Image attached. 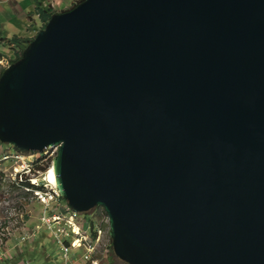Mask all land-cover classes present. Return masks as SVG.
<instances>
[{"label": "water", "instance_id": "obj_1", "mask_svg": "<svg viewBox=\"0 0 264 264\" xmlns=\"http://www.w3.org/2000/svg\"><path fill=\"white\" fill-rule=\"evenodd\" d=\"M0 141L58 149L129 264H264V0H83L0 76Z\"/></svg>", "mask_w": 264, "mask_h": 264}, {"label": "rangeland", "instance_id": "obj_2", "mask_svg": "<svg viewBox=\"0 0 264 264\" xmlns=\"http://www.w3.org/2000/svg\"><path fill=\"white\" fill-rule=\"evenodd\" d=\"M77 2L79 0H74L69 5L63 2L55 10L59 13L64 12ZM42 26L43 22L39 16L36 17L23 32L22 37L35 38ZM18 50L20 47L8 42H0V58L4 60L2 64L0 63V71L12 64ZM0 146H2L0 147V264H17L18 261L22 262V259L27 261L25 264H91L81 257L85 253V248L70 250V259L67 260L60 244L56 241L58 227L65 228L70 234L72 228L76 232L75 227H78L74 220L71 223H75V226L68 223L73 215L67 201L60 198L46 206L37 198L35 192L28 191L21 185L25 177L30 175L35 176L45 190L53 188L55 185L51 182L52 185H48L45 178L48 169L53 165L58 149L49 147L43 153L28 152L1 141ZM6 155L12 157L5 159ZM24 164L31 166V174L23 171ZM45 211L49 215H60V226L58 223L52 226L42 224L40 220ZM107 217L108 213L104 207L97 206L87 213L77 214L75 221L82 224L84 230L87 229L82 231L83 235L87 234L92 240L96 237L94 243L97 251L94 257H98V261L108 260L112 264H129L115 251L111 223Z\"/></svg>", "mask_w": 264, "mask_h": 264}, {"label": "built area", "instance_id": "obj_3", "mask_svg": "<svg viewBox=\"0 0 264 264\" xmlns=\"http://www.w3.org/2000/svg\"><path fill=\"white\" fill-rule=\"evenodd\" d=\"M4 60H2V58H0V63L2 64ZM9 66V65H8ZM11 155H6L4 158L8 159L11 158ZM23 171H26L27 173H32V169L31 166L29 164H24L23 167ZM30 176V175H29ZM27 176L25 177V180H23L24 182H29L31 183V185H29V187H26V189L28 191L32 190L33 192H35L37 198L44 203L46 206H49L50 203L54 200L57 201L60 198L62 199L59 190L57 188V186H53V188H51L50 190H45L44 187H41L42 185L40 184V182L37 180V178L35 176ZM23 177V176H22ZM46 181L48 183V185H52L48 180H47V176H46ZM72 212V215L70 217L71 220H69V225H73L71 222L72 220H74V222L79 226V231L75 232L74 229L72 228L71 234L69 232H66L67 230L65 228H60L58 227V235L56 237V241L57 243L60 244L61 249L63 250V253L66 257L67 260H69V252L70 250L73 249H82L85 248V253L82 255V258L85 259V261L91 262V264H99L98 259L94 257L95 252L97 251V246L94 243V238L89 239L87 234L83 235L84 233L82 231H86L84 230L85 228L83 227L82 224L77 223L75 221V216L77 215L75 212ZM108 221L109 220V216L107 217ZM61 216L58 214H54V215H49L48 212H44L43 215L41 216V223L44 225H55L58 223V226H60L61 224ZM83 228V229H82ZM99 240V239H98Z\"/></svg>", "mask_w": 264, "mask_h": 264}, {"label": "crops", "instance_id": "obj_4", "mask_svg": "<svg viewBox=\"0 0 264 264\" xmlns=\"http://www.w3.org/2000/svg\"><path fill=\"white\" fill-rule=\"evenodd\" d=\"M73 1L74 0H0V35L2 37H12L14 35L23 36V32L28 29L31 21L38 17V14H35V12L40 2H42L44 6L52 5L56 8L63 2H67L66 4L69 5ZM19 32H21L20 35L18 34ZM96 258L99 259L98 257ZM98 262L99 264H112V262L108 260H100ZM25 263H27V261L22 259V262L18 261L17 264Z\"/></svg>", "mask_w": 264, "mask_h": 264}, {"label": "trees", "instance_id": "obj_5", "mask_svg": "<svg viewBox=\"0 0 264 264\" xmlns=\"http://www.w3.org/2000/svg\"><path fill=\"white\" fill-rule=\"evenodd\" d=\"M82 1L83 0H79V2H77L73 7L66 9L65 11H68V10L74 8L78 3L82 2ZM55 13H57V11L55 10V8L52 5L44 6L42 2H40L37 5V10L35 12V14H38L39 18L43 22L42 28L45 27L47 20ZM33 39L34 38H24V37L18 36V35H14L12 37H2L0 35V42H8L9 44L14 45L15 47H20V50L17 51V56L12 61V63H15L19 59H21L24 49L28 46V44ZM2 71L3 70L0 71V76L2 74ZM21 185H23V187H29V185H31V183L22 181Z\"/></svg>", "mask_w": 264, "mask_h": 264}, {"label": "bare ground", "instance_id": "obj_6", "mask_svg": "<svg viewBox=\"0 0 264 264\" xmlns=\"http://www.w3.org/2000/svg\"><path fill=\"white\" fill-rule=\"evenodd\" d=\"M47 180H49V182H51L52 184H54L55 186L57 185V175H56V171H55V167L54 165H52L48 171H47ZM74 226L76 225L75 223H72ZM79 226L75 227L76 232L79 231Z\"/></svg>", "mask_w": 264, "mask_h": 264}]
</instances>
